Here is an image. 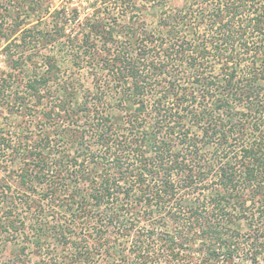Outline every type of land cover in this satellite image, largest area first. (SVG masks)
I'll use <instances>...</instances> for the list:
<instances>
[{"label":"trees","instance_id":"16d2710c","mask_svg":"<svg viewBox=\"0 0 264 264\" xmlns=\"http://www.w3.org/2000/svg\"><path fill=\"white\" fill-rule=\"evenodd\" d=\"M96 2L82 24L61 8L49 25L38 1L0 0L20 31L0 27V108L46 132L0 135L17 166L15 192L0 179V227L35 264H264V0ZM151 7L166 14L157 34ZM62 45L94 81L78 102Z\"/></svg>","mask_w":264,"mask_h":264},{"label":"rangeland","instance_id":"374dc122","mask_svg":"<svg viewBox=\"0 0 264 264\" xmlns=\"http://www.w3.org/2000/svg\"><path fill=\"white\" fill-rule=\"evenodd\" d=\"M9 5H12L14 1L19 0H5ZM21 1V0H20ZM29 1V0H25ZM41 3L42 9L48 10V15H46V20H48L49 25L50 17L49 15L53 13L55 10H59L61 8H66L67 11H70L71 9L77 10V21L79 23L86 22V17L92 13L93 7L97 4L96 0H34V2ZM167 6L171 7L172 9L179 8L181 6V0H167ZM11 7V6H10ZM40 8H38L39 10ZM170 9V8H169ZM168 9V10H169ZM2 14H0V27H2V31L5 35H9V41L12 39H15L19 36L20 31L15 33H10L9 24L11 23V20L9 18L8 12L5 13L4 10L1 11ZM166 14H163L161 11V8L159 7H151L143 13V23L146 31L153 32L155 34L159 33L160 30H162L160 21L163 17H165ZM39 21L38 14H30L26 20L27 26L29 27L31 25L36 24ZM43 21V20H42ZM47 23V24H48ZM120 24H116L113 21L110 22L111 26L114 27L115 31H119V25H122V21H119ZM74 24L67 23V28L74 29ZM46 26V25H45ZM7 44L0 35V79L5 77L7 73L10 72L8 62L5 57V53L3 51L4 46ZM65 45L60 46L58 51L54 52V57L56 58L57 65L60 67V79L67 80V82H72L76 87H78L79 90H77L76 94V101H80L81 97L84 94L91 93L93 90L94 81L92 79V74L88 72L87 66H84V68H77L72 65V62L70 58L67 56V49L64 48ZM20 77L25 78V76L20 75ZM77 80H74V79ZM12 102V101H11ZM34 120L32 121L33 124H31L30 119L23 114H20L16 111L9 112L8 108L1 107L0 108V135H3V137H6L7 139H11L15 141V136L13 134V131H17V127H27L29 130L33 132L37 137L45 134L46 132L42 131L40 128V122L41 120L40 116L36 117L34 116ZM33 125L35 127L33 128ZM45 129H47L45 127ZM49 135L52 137L51 130H46ZM8 167V168H7ZM17 166L11 165L7 161V156H1L0 155V179L6 181L8 185L11 187V192L16 191L17 184L16 180L14 178L13 171L15 170ZM7 168L8 170H6ZM12 172V174H9ZM205 196H199V198H204ZM247 227L245 224L242 225V231H246ZM10 235L4 232V230L0 227V253L3 252V255H0V264H19L17 262V259L21 257V259L24 261L23 264H35L39 260H41V256L37 255L33 247H29L24 251L23 254L20 253L21 247L24 245L25 242L15 239H11L9 237ZM49 256L53 255H43L42 257L47 258ZM16 257V258H15ZM159 264H167L165 261L166 259L160 258ZM13 260V262H12ZM11 261V262H10ZM98 263H104V259L102 257L98 258ZM119 262H117L118 264ZM21 264V263H20Z\"/></svg>","mask_w":264,"mask_h":264}]
</instances>
